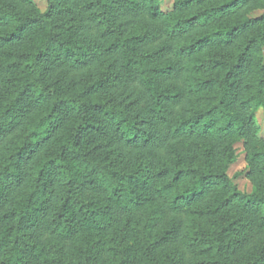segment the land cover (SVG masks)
<instances>
[{
	"label": "trees",
	"instance_id": "1",
	"mask_svg": "<svg viewBox=\"0 0 264 264\" xmlns=\"http://www.w3.org/2000/svg\"><path fill=\"white\" fill-rule=\"evenodd\" d=\"M157 3L0 0V264H264V0ZM240 139L250 194L226 174ZM141 207L145 232L168 229L108 248ZM71 238L70 257L52 247Z\"/></svg>",
	"mask_w": 264,
	"mask_h": 264
},
{
	"label": "rangeland",
	"instance_id": "2",
	"mask_svg": "<svg viewBox=\"0 0 264 264\" xmlns=\"http://www.w3.org/2000/svg\"><path fill=\"white\" fill-rule=\"evenodd\" d=\"M32 5L37 7V9H39L41 12H44L47 9V0H32ZM157 5L161 13L169 14L173 10L174 0H158ZM263 13V10H254L253 12H251V15L254 17H258L261 16ZM115 21L117 22V24L122 25L123 30L127 35L136 34L140 29L138 19L134 18L128 13L120 14L119 16H117ZM82 24L85 32L87 33H93L97 30V26L91 24L86 18H83ZM262 62L264 64V45L262 46ZM133 85L134 83L128 85L127 88L124 87L115 90L114 95L120 99H135L136 90L135 93L132 95ZM255 118L259 127L257 139L258 141L264 143V115L261 110H258L256 112ZM233 149L235 152V161L229 166L226 174L240 192L250 194L255 190L257 183L250 175L251 167L249 165L248 160V146L245 145L243 139H240L239 141H236L233 144ZM148 212V207H141L137 210L117 215L114 228V230L116 231L110 230L108 232L111 236L110 238H108L107 247L116 246V248L120 249L121 247L126 246L128 244H135L141 249L145 250L147 246L151 245V243L157 237V234L162 231H166V228L168 229V225L171 221V218H162L155 225H153V228H150V232L148 231L147 233L144 231V222L148 216ZM187 222L188 220L186 218H183L182 228H185ZM195 222L204 223L205 221H198L196 219ZM43 232V240L49 241L51 238L49 232H47L46 230H43ZM52 247L56 249V251L60 255L65 254L66 257H70L71 255H74L77 252L76 240L73 238L56 242ZM181 252L184 253L183 257L185 259L187 258V260H193L195 258L193 257V255H191V251L187 250V248L185 247H181V249L178 250V253ZM105 257H109V252L105 254Z\"/></svg>",
	"mask_w": 264,
	"mask_h": 264
}]
</instances>
